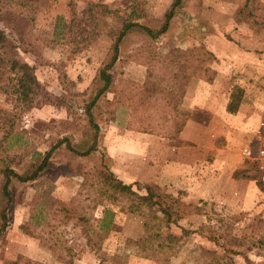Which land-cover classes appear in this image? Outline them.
Segmentation results:
<instances>
[{
	"label": "rangeland",
	"instance_id": "1",
	"mask_svg": "<svg viewBox=\"0 0 264 264\" xmlns=\"http://www.w3.org/2000/svg\"><path fill=\"white\" fill-rule=\"evenodd\" d=\"M174 1L34 0L27 1V6L26 0L8 1L0 25L18 44L14 54L36 67L40 81L51 93L61 96L65 106L40 104L17 117L13 97L0 90V109L13 115L0 112V136L4 122L14 123L15 131L23 135L22 145L10 150L16 154L12 165L22 171L32 162L34 151L45 153L56 147L37 180L10 186L9 200L1 196L0 173V264H219L213 257L222 256L225 247L231 245L218 237L220 233L256 241L246 253L250 262L244 255L234 254V264H264V181L251 159H244L239 165L238 157L234 159L226 148L214 147L224 148L227 144L220 134L226 127L237 125V113L224 109L225 99L213 110H206L186 97L188 90L195 95L228 96L234 79L231 83L229 79L214 83L218 75L231 73L233 67L220 54L243 47L250 52L257 50L256 55L264 58V0H251L247 7V0H182L181 7L166 21ZM125 20L139 22L154 31L167 23L168 29L155 38L145 31H129L109 70L114 74L113 88L93 103L103 85L100 70L110 62L114 53L111 47ZM239 27L244 34L246 29H257L256 33L262 32V36L256 40L246 34L243 39L236 33ZM212 48L222 52L216 55ZM261 72L254 74L257 77L247 75L250 80L242 88L244 94L246 90L248 93L246 111L259 108L264 118V76H258ZM144 90L151 99L137 105L139 97L135 96L140 92L144 95ZM119 100L132 104L135 117L146 124L153 118L159 122L161 117L160 128L165 131L173 127L169 113H173L175 104L208 130L199 127L198 141L204 137L211 147L198 149L199 144H191L197 147L193 149L200 167L193 168L189 181L158 182L147 171L151 181L137 180L141 185H134L141 193H146L142 185H151L169 202L190 204L184 209L183 219L171 225L177 234L182 233L181 227L189 230L187 237L177 248L152 258L145 257L151 252L138 251L133 242L127 241L144 233L143 216L121 211L120 205H114L116 227L107 236H97L93 231L97 224L94 217L100 209H74L78 200L89 202L83 196L70 202L83 181V172L102 159L118 176L122 171L117 168L120 161L111 156L108 148V140L121 137L115 124L121 106L130 115V108ZM91 114L99 125L98 152L79 156L66 144L82 150L80 145L89 132ZM128 128L136 130L138 125L128 123ZM61 139L64 143L60 146ZM168 140L170 145H176L178 137ZM233 140L230 139L231 150L238 152L241 148L242 155V147L249 140L240 147ZM204 158L206 162L201 161ZM60 199L73 208L69 214L60 210ZM82 213L87 217L85 223L72 219ZM259 238L263 239L262 244L258 243Z\"/></svg>",
	"mask_w": 264,
	"mask_h": 264
},
{
	"label": "trees",
	"instance_id": "2",
	"mask_svg": "<svg viewBox=\"0 0 264 264\" xmlns=\"http://www.w3.org/2000/svg\"><path fill=\"white\" fill-rule=\"evenodd\" d=\"M8 1L9 0H0V18L3 16L4 10H7ZM27 1L34 0H26L24 6H27ZM181 1L182 0L174 1L171 11L166 16V21H169L171 17H173L176 8L181 7ZM249 1L251 0H247L246 7L248 6ZM167 29V23L164 24L159 31H154L136 21H123L121 31L111 47L114 52L111 60L100 70L99 78L102 80L103 85L94 98L93 103L101 94L109 92L113 88L114 74L109 72V70L113 68L118 59L120 43L126 34L129 31H137L139 33L145 31L155 38L158 33H164ZM17 48V42L13 40L7 31L0 25V90L9 97H13V109L16 110L15 115H17V117H22L24 112L30 111L40 104L65 106L61 96L59 97L51 93L40 81L36 74V67L16 57L14 53ZM137 98V105H139L144 100L149 102L151 94H147V91L144 90V95L140 92L135 96V99ZM243 98L244 89L239 85H234L230 95V101L227 105V111L231 113L237 112ZM119 103L126 104V106L130 108L128 123L131 125H138V129L136 130L152 133L157 136H166L168 139L178 137L177 144H173L172 146H182L187 144V142L181 138V132L186 127L190 118L181 107L178 109L175 104L174 109L172 108L173 113H169V119L171 120L173 127L171 130L165 131V129L160 128L162 126V124H160L161 117H158L159 122H155V119L153 118L150 119L149 124H146L145 120L135 117L132 104L129 103L128 105V101L126 100H119ZM148 104L149 103H147V106ZM0 112L6 116L9 114V116H13L8 110L0 109ZM88 123L90 129L89 132L85 134L82 144L80 145L82 150L73 148L69 143L66 144L67 149L73 151L79 156L87 157L98 152L97 142L99 139V125L95 122L92 114L88 118ZM13 125L10 122H4L1 128L3 135L0 136V147L2 148L0 152V173L3 175L1 196L5 200L10 199V186L14 182L25 183L39 178L40 174L48 167L51 154L56 148L52 147L51 150H48L45 153L34 151L33 156L31 157L32 162L25 166L22 171H18L16 167L12 165V162L16 158V154H12L10 150H12L13 146L22 145L21 141L23 135L21 132L15 131ZM63 143L64 140L61 139L60 146ZM83 175L84 178L78 187L77 194L75 197L72 196L70 198V202L74 203L78 197L83 196V200H88L89 202L84 204L78 200L74 209L87 208L91 211H96L98 208L100 209L99 214L95 212L96 214L94 217L97 224L94 226L93 231L97 236H107L114 230L116 227V211L113 210V207L114 205H120L121 211L138 214L144 217V233L138 239L129 238L127 241L133 242L138 251L143 250L144 253L151 252L145 254V257L147 258H152L157 254L162 255L171 249L177 248L182 243L183 239L187 237L189 230L181 227L182 233L177 234L172 230L171 225L176 224L183 219L186 215V210L184 211V209L188 208L190 204L186 205L183 203L177 204L169 202L151 185H142V188L146 190V193H141L134 189L135 184L141 185L139 182L135 181L132 183H126L103 161V159L99 164H96V166L89 169L87 172H83ZM62 201L63 200L60 199V203H62V209L60 210L65 212V215L69 214L73 208ZM72 219H76L81 223L87 221V217L83 213L74 215ZM82 227L83 231L87 232L85 229L86 226ZM218 237L227 239L231 242V245L225 247V252L222 256H214V262L219 264H234V254L244 255L248 262H250L246 253L256 245L254 238H239L237 236L221 233ZM259 239L260 242H257L262 244L263 239ZM87 241L90 240L88 239Z\"/></svg>",
	"mask_w": 264,
	"mask_h": 264
},
{
	"label": "crops",
	"instance_id": "3",
	"mask_svg": "<svg viewBox=\"0 0 264 264\" xmlns=\"http://www.w3.org/2000/svg\"><path fill=\"white\" fill-rule=\"evenodd\" d=\"M239 29L240 31H236V33H238V36L243 39H245L246 34L248 37H250V39L256 40L260 39L258 36H262V32L256 33L258 31L257 29H246V34L241 32V27H239ZM212 51L216 55L222 52L220 49L216 48H212ZM256 51L251 50L250 52L248 49L238 47L230 53L220 54L222 56L221 58L228 59L233 65V67L230 69L231 73L224 74L223 76L218 75V77H216L214 80V83H219V80L229 79V82L231 83V81L234 79V83L230 85L231 87L228 91L227 97L224 96L225 98H223L221 93L209 95L202 93L195 95L193 92H190V90H188L186 97L206 110H213L217 106L215 104H218L219 101L221 102L223 99H225V102L223 100L224 103H222L224 104V109L227 111V105L230 101V95L232 92L231 88L234 85H240L241 87H244L246 80H250V77H257L254 75L257 71H262L258 76H264V54H262L263 59H260V57L256 55ZM247 75L250 76L248 79L246 77ZM201 82L205 83L203 79H201ZM255 83L256 81H254L253 86ZM210 84L212 83H209V85ZM247 96L248 93L246 90L243 101L236 112L237 125L235 126L234 124L233 128L226 127V129L223 130V133L220 134L221 136L223 135V137H225L224 141H228L227 144L224 146V148H220L216 145L214 146L216 150H225L226 148V152H228L231 156L233 155L234 159L238 157L237 163L239 165L244 160L243 156L241 155V148L238 149V152L235 151V148L234 150H231L232 142L230 139H234L233 144L239 143V147L241 143L250 140L253 135V131L258 125V122L260 119H262L261 115L263 113L259 108L251 110V113L246 111L248 110ZM128 118L129 115L127 109L121 106L120 116L115 120V124L118 126L116 130H120L121 137L117 141L108 140V148L111 152V156L114 157L115 160L118 159L121 163L120 165H117V168L119 166L122 169V171L119 170V177L125 182L131 183L137 180L150 182L151 179L150 176H148L147 171H151V178L154 181H163L166 183H185L191 179L193 168H196L197 166L200 167L196 164L198 159L195 158H198V155L195 153L196 150L193 149L197 147L192 146V142L201 146L198 147V149H206L211 147L208 145V140H204V137L198 141V134L200 131L198 129L199 127H203V125L193 119L188 121L186 127L181 132V138L187 142V144L182 146H172L169 144V140L166 138L158 137L152 133L129 129ZM203 128L204 130L208 131L206 127ZM203 128L200 129L203 131ZM204 144H207V147L204 148ZM204 160L205 162L207 161L205 158L201 159V161ZM201 161L200 163H202ZM206 168L207 165L205 166V169ZM175 169L177 170L174 171ZM30 244L32 245L33 241H31Z\"/></svg>",
	"mask_w": 264,
	"mask_h": 264
},
{
	"label": "built area",
	"instance_id": "4",
	"mask_svg": "<svg viewBox=\"0 0 264 264\" xmlns=\"http://www.w3.org/2000/svg\"><path fill=\"white\" fill-rule=\"evenodd\" d=\"M242 156L254 162L260 179L264 181V118L260 119L251 139L242 147Z\"/></svg>",
	"mask_w": 264,
	"mask_h": 264
}]
</instances>
